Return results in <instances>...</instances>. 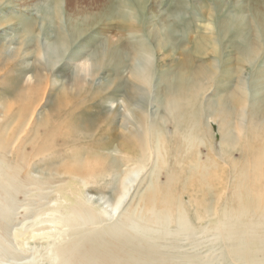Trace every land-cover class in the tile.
Listing matches in <instances>:
<instances>
[{"label": "rangeland", "instance_id": "obj_1", "mask_svg": "<svg viewBox=\"0 0 264 264\" xmlns=\"http://www.w3.org/2000/svg\"><path fill=\"white\" fill-rule=\"evenodd\" d=\"M213 32L224 43L220 52L213 53L211 48L208 55L196 52L198 40ZM247 56L250 59L246 60ZM238 60H242L239 65ZM138 68H144L147 72L143 74L150 75L147 81L137 72ZM188 70L196 71L194 73L203 79L206 91L200 101L203 105L209 103L210 109L202 111L199 117L201 124L207 125L215 154L219 152L221 136L219 125L210 119L209 112L219 110L222 99L227 97L230 104L226 110L231 108L236 114L234 133L242 148L249 140L245 134L249 129H240L242 122L249 127L254 122L252 113L260 111V117H256L264 123V0H0V123L6 118L4 107L9 104L13 105V110L19 104L24 108L30 106L36 120L46 119L52 114L54 104H62L74 110V128L80 131L87 119L100 118L96 130H88V133L83 129L82 132L91 136L86 137V141L110 138L112 147L100 151L99 156L115 158L118 162L113 178L103 177L102 185L87 190L94 195L90 207L110 209L112 205L113 210L120 179L131 165L139 163H127L122 153L114 150L121 135L131 126L135 130L141 128L137 118L142 114L146 115L149 125L161 123V119L170 114L166 110V99L172 96L173 88H179L178 80L188 75ZM241 81L247 86L249 99L239 98V93L232 97ZM243 90L238 88L240 92ZM192 108L183 105L177 112L184 114L183 110ZM241 108L245 111L243 117L237 115ZM174 127L168 119L166 128L170 134ZM233 153L237 160H243L242 151ZM149 160L146 168L136 175L119 217H110L102 224L104 217L99 215L97 226H91L90 222L84 225V231L76 225H81L80 220H76L78 223L69 221L67 227L60 222L61 200L52 185L46 182L27 185L16 195L10 227L22 232L33 231L35 237L24 246L15 247L13 252L17 257H10V264H82V258L87 256L92 264H106L98 257L101 253L97 256L88 252L92 238L96 244L117 239L132 245L130 253L135 254L132 256L135 258L121 253L120 256L131 259L121 260L124 264L137 260L135 264H145L139 257L146 255L144 251L138 255V247L152 248L160 254L159 261L146 264H175L173 256L180 264H235L227 253V233L223 232L220 237L215 233L218 221L215 206L223 202L217 197L212 202L214 218L204 223L205 230L201 228L202 222L200 225L193 216H190L194 222L191 228L182 231L174 223L160 227L150 223L146 236L117 229L116 222L124 219L123 210L138 207L139 197L151 179L158 176L159 181L166 180L164 168L161 172L158 169L156 156ZM126 164L130 165L126 167ZM34 174L43 181L41 171L36 170ZM106 183L109 184L105 186ZM68 195V202H74ZM100 196H105L101 202L98 201ZM185 199L188 201L189 197ZM67 205L78 211L91 209L84 202ZM54 210L56 213H52ZM78 211L75 215L81 214ZM40 213L47 215L38 218ZM72 222L76 224H70ZM132 223L136 225L134 230H143L141 222ZM70 249H77L76 254ZM61 252H67V258Z\"/></svg>", "mask_w": 264, "mask_h": 264}, {"label": "bare ground", "instance_id": "obj_2", "mask_svg": "<svg viewBox=\"0 0 264 264\" xmlns=\"http://www.w3.org/2000/svg\"><path fill=\"white\" fill-rule=\"evenodd\" d=\"M159 44H161L160 41ZM221 45L224 46V43L220 42L213 32V34L204 36V39H199L195 50L204 56L209 54L210 48L214 49L213 53H219ZM245 59H250V57L247 56ZM241 61H236L237 65L241 64ZM137 72L142 75L143 80H148L150 75L143 74L147 72L144 68H138ZM194 72L196 71L188 70V75H182L178 80L179 88H173L172 96L166 99V110L170 113L166 114L170 118L164 116L161 123L157 121L149 125L146 115L142 114L137 118L141 128L135 130L131 126L127 133L121 135L119 144L114 150L122 153L123 159L127 163L132 161L139 163L131 165L120 179L113 210H111L112 205H110V209L90 207V204L93 205L94 195L87 192L90 187L102 185L101 183L105 180L103 177L113 178L116 162H118L115 158L99 156L100 151L112 147L113 141L110 138L104 140L92 138V141H86V137L91 138V136L82 132L83 129L88 133L96 130L100 124V118L87 119L80 131L74 128L76 122L73 116L74 110L66 108L62 104H54L52 114L46 116L44 120L33 118L30 106L24 108L19 104L18 108L13 110V105H5L4 110L7 115L5 120L0 123V264H10L9 258L17 257V253L13 252L15 247L24 246L35 237L33 231L22 232L17 228L11 230L10 227L12 205L27 185H44V182L52 185L50 187L54 188L55 195L57 193L61 200L62 218L60 222L64 227H67L69 221H81V225L77 221L78 224L76 222L75 224L79 228L81 226L82 231L87 224L92 223L91 226H97L99 215L104 217L101 219L102 224L110 217H119V213L122 211L121 206L129 197L128 194L134 186L136 175L146 168L149 158H155V156L159 171L161 172L160 169L164 168L166 180L159 181L157 175V178H150L149 185H146L144 193L139 197L138 207L130 206L129 209L126 207L123 210L124 219L121 218L117 222V218L115 219L116 227L120 232L146 236V229L149 230L150 223H155L158 227L174 223L178 224L177 227L182 231V229L191 228V224L194 223L191 222L190 216H193L200 225L202 222L201 228L205 230L204 223L214 218L211 209H213L212 202L217 197V200L222 199L223 202L221 205L215 206V211L218 212L215 233L219 237L223 232L227 233L226 238L229 241L227 253L234 260L233 263L264 264V138H262L264 123L256 117L257 115L260 117V111L252 113L254 122L249 127L242 122L240 129H249L246 133L244 132L248 135L247 139L249 140L240 148L234 133L233 120L236 114L231 111V108L226 110L227 104H230L228 103L229 98L227 97L224 101L222 99L220 109L209 112L210 119L219 125L221 136L219 152L216 155L212 138L206 128L207 125L201 124V117H199L202 111L210 109L209 103L204 102L203 105L200 101V98L205 94V86L201 76ZM241 84H238V88L244 90L240 92L236 88L237 91L232 92V97L239 93V98L247 99L248 97L249 99L247 86L242 81ZM0 99L2 98L0 97ZM183 105H186L187 108H192L195 105L197 109H193V107L186 111L183 110L184 114H179L177 110L179 111ZM244 113V109L241 108L237 115L243 117ZM168 119L172 124H175L171 134L166 128ZM243 121L245 120L243 119ZM101 130L103 131V128ZM260 137L262 142L259 143ZM204 147L206 148L204 149ZM235 150L242 151L243 160H237L233 156ZM128 165L130 164H126V167ZM36 170L43 173L42 182H40L41 178L36 179V174H34ZM22 173L25 176H22ZM113 181L111 182L113 183ZM107 184L109 183H106L105 186ZM64 186L65 190H63ZM62 191H64L63 194ZM67 194L72 196L75 201L68 202ZM186 196L189 197L188 201L185 199ZM104 197H97L98 201L101 202ZM80 202H84L85 205L87 203L91 209L87 210L85 207L86 210L78 211L76 207L72 208L67 205L71 206ZM75 211L80 212L81 216L79 213L75 215ZM54 212L56 213V210L52 211V213ZM40 215L42 213L38 218L47 214ZM135 220L143 224L141 232L134 230L136 225L132 221ZM73 222L70 224H74ZM109 224L114 225L115 223ZM74 225L69 227H74ZM74 229L71 228V230ZM77 229L76 231L79 233ZM146 240L148 239L146 238ZM90 242L91 245L87 251L97 256L101 253L98 257L102 258L106 264H124L121 260L128 262L129 259L120 256L121 253L127 257L135 256L130 253L132 245L117 239L103 240L96 244L92 238ZM138 245L135 246L138 247ZM70 250L76 254L77 249ZM138 250H140L138 255L143 251V255H146L139 257V259H143L141 262L146 264L149 261H159L160 254L153 252L155 250L152 248L144 250L142 247H138ZM66 253L62 254L61 252V255L65 254L64 256L67 258ZM83 258L82 264L91 263L88 256ZM55 259L54 261H56ZM63 259H58V261ZM171 259L176 262L175 264L181 263L174 256ZM171 259L167 262H171ZM64 261L65 259L63 263ZM137 261L131 264L138 263ZM165 261L162 260V262Z\"/></svg>", "mask_w": 264, "mask_h": 264}]
</instances>
